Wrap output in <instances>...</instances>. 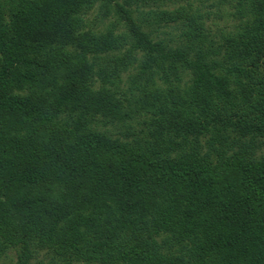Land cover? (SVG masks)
I'll use <instances>...</instances> for the list:
<instances>
[{
	"label": "trees",
	"instance_id": "trees-1",
	"mask_svg": "<svg viewBox=\"0 0 264 264\" xmlns=\"http://www.w3.org/2000/svg\"><path fill=\"white\" fill-rule=\"evenodd\" d=\"M0 264H264V0H0Z\"/></svg>",
	"mask_w": 264,
	"mask_h": 264
},
{
	"label": "rangeland",
	"instance_id": "rangeland-1",
	"mask_svg": "<svg viewBox=\"0 0 264 264\" xmlns=\"http://www.w3.org/2000/svg\"><path fill=\"white\" fill-rule=\"evenodd\" d=\"M96 12H97V8L92 9V10L88 13L89 18L94 17L95 14H96Z\"/></svg>",
	"mask_w": 264,
	"mask_h": 264
}]
</instances>
